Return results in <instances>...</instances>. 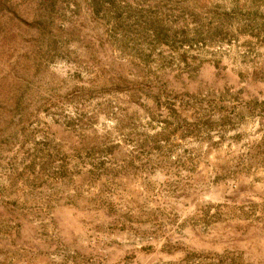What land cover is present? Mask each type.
Segmentation results:
<instances>
[{
  "label": "rangeland",
  "instance_id": "rangeland-1",
  "mask_svg": "<svg viewBox=\"0 0 264 264\" xmlns=\"http://www.w3.org/2000/svg\"><path fill=\"white\" fill-rule=\"evenodd\" d=\"M0 264H264V0H0Z\"/></svg>",
  "mask_w": 264,
  "mask_h": 264
}]
</instances>
